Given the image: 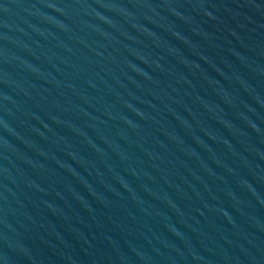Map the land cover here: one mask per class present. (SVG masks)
I'll list each match as a JSON object with an SVG mask.
<instances>
[{
  "label": "water",
  "instance_id": "1",
  "mask_svg": "<svg viewBox=\"0 0 264 264\" xmlns=\"http://www.w3.org/2000/svg\"><path fill=\"white\" fill-rule=\"evenodd\" d=\"M0 264H264V0H0Z\"/></svg>",
  "mask_w": 264,
  "mask_h": 264
}]
</instances>
